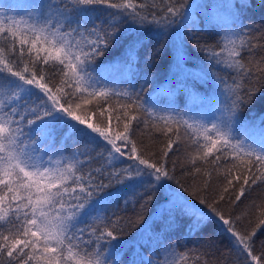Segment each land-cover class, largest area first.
I'll return each mask as SVG.
<instances>
[{
    "label": "snow or ice",
    "instance_id": "6c2138e0",
    "mask_svg": "<svg viewBox=\"0 0 264 264\" xmlns=\"http://www.w3.org/2000/svg\"><path fill=\"white\" fill-rule=\"evenodd\" d=\"M97 5L118 10L110 14L107 28L89 25ZM0 6L23 11L19 18L0 12V264H137L135 259L122 262L123 243L115 223L110 228L102 213L121 200L127 204L138 189L146 193V198L140 197L145 205L158 199L157 191L163 195L170 189L164 183L174 179L167 158L174 146L179 151L182 145L181 129L194 148L188 154L189 163L200 161L216 170L221 161L232 162L230 168L223 165L228 185L223 192L236 188L233 181L237 182L233 203L264 183V127L257 133L254 123L240 118L241 108L252 102L256 91L244 90L243 82L253 75L264 77V55L245 62L244 53L254 57L257 46L242 24L236 23L238 16L234 21L238 30L225 34L219 51L201 49L211 62L234 74L231 85L221 79L229 97L221 115L205 120L185 119L171 111L161 115L154 100H142L134 89L117 92L97 87L99 81L89 70L97 57L121 44L129 60L138 59L149 48L152 26L163 22L165 27L177 25L178 30L186 27L192 5L168 0L159 18L155 11H142L149 7L144 0H42ZM247 7V0H240L239 8ZM158 52L145 51V64ZM181 57L182 50L177 48L178 67ZM53 76L59 77L55 83ZM112 97L125 101L116 105L117 126L112 127L111 113L103 126L93 123L96 112L87 106L93 100L107 104ZM133 122L163 133L165 143L158 159H152L155 153L150 156L142 151L147 146H138L132 138ZM69 140L79 147L65 156L57 145ZM90 146L101 149L96 157ZM96 158L101 166L85 172V166ZM195 171L200 173L201 168ZM97 174L104 179H97ZM204 175L210 179L212 172L205 170ZM193 195L198 202L182 199L175 190L163 198L159 212L167 227L184 220L191 237L207 232L218 221L217 230L230 238L236 264H264V251L254 252V238L264 227V204L257 206L255 228L241 233L234 220L216 206L218 201ZM224 199L221 194L219 200ZM89 219L92 225L81 227ZM202 246L212 249L215 244L203 239ZM175 249L173 244L165 246L171 258L148 264H207L198 256L192 259L190 249L179 254Z\"/></svg>",
    "mask_w": 264,
    "mask_h": 264
},
{
    "label": "trees",
    "instance_id": "16d2710c",
    "mask_svg": "<svg viewBox=\"0 0 264 264\" xmlns=\"http://www.w3.org/2000/svg\"><path fill=\"white\" fill-rule=\"evenodd\" d=\"M41 2L42 0H0V5H29ZM144 2L149 7L142 11L145 14L148 11H155L157 18L168 4V0H144ZM247 2L249 7L240 9V0H172V3L177 5L184 4L186 7L192 5L189 19L186 22L187 26L180 27L178 30L177 25L165 27L163 22L161 25H153L149 48L141 51L138 59L129 60L124 53L123 44L104 56L97 57L92 68L89 69L92 76L99 81L96 86L117 92L134 89L142 100H154L157 104V111L161 115H166L171 111L173 114L179 113L185 119L204 117L214 119L221 115L226 103L229 102V97L224 92L226 85L221 82V79L231 85L234 74L225 70L223 65L217 66L211 62L208 54L201 49L215 47L216 51H219V45L224 43L225 34L238 30L236 23H239L244 27L251 43L257 46L254 48V57L247 52L244 53L245 62L247 63L252 58L259 59L261 55H264V0H247ZM196 3H200V6L196 7ZM95 7L98 11L93 13L89 25L94 24L98 28H107L112 19L110 14H116L118 10L100 5ZM0 12L16 15L17 18L23 15L22 10H13L11 7L0 6ZM224 14L227 18L232 17L229 25L223 20ZM237 16L238 21H236ZM177 48L182 50L179 67H176ZM156 49H159L158 54L145 64V51ZM43 67L45 71L51 73L52 70L48 66ZM104 71L107 72L104 73ZM145 75H147V82ZM58 79V76H53V83ZM248 88L256 90L255 96L251 103H246L241 108L240 118L246 123H254L256 126L254 131L258 133L260 127H264L261 125V121L264 120V96L261 95L264 92V77L257 78L253 75L244 80L243 89ZM244 90L240 91L241 96L245 95ZM117 102L125 103L119 97L110 98L107 104L100 100H93L92 104L87 106L96 112L92 122L103 126L108 113H111L112 127L115 128L117 126L115 117L118 114L115 110ZM97 105H100L99 110L96 108ZM102 111L103 115H101ZM132 127V138L137 141L138 146H147L142 151H147L150 156L155 153L152 159H158L165 143L163 133L151 127L145 128L142 123L138 122H133ZM181 134L182 145L179 151L174 146L173 151L168 155L166 164L174 179L164 183L172 188L176 187L181 197L193 202H198L193 193L206 197L209 202L218 201L216 206L224 212L226 217L230 216L234 220L236 230L241 233H247L255 228L258 221L257 206L264 204V183H258L248 189L245 197L233 203L234 193L239 187L237 182L233 181L236 188L229 187L228 192H223V188L228 186L223 165L226 163L230 168L232 162L221 161L216 170H213L212 165H203L200 161H197L195 165L189 163L188 154L192 153L194 148L189 146L188 137L183 135V129H181ZM57 147L64 151L65 156H70L74 147H79V144L69 140L67 144L61 143ZM93 148L95 146H90V151ZM99 151L101 149L95 148L91 151V155L96 157ZM101 163L100 159H93L91 165H86L83 170L87 172L99 168ZM173 167L175 171L171 172ZM196 167L201 168L200 173L195 171ZM205 170L212 172L210 179L204 175ZM234 174L238 175L239 172L234 171ZM96 178L104 179L98 174ZM205 184H207L206 189ZM170 192L169 189L161 195L157 191L158 199L145 205L144 199L140 197L144 195L146 198V193L141 188L137 190L136 195H130L127 198V204L121 200L105 208L102 213L107 218L105 223L110 228L115 223V230L119 233L120 241L123 243L119 251L122 262L130 259H135L137 264H148L150 260L163 261L168 257L165 246L173 244L176 245L177 254L190 249L192 259L198 256L201 261L207 260V264H236V253L231 248L230 238L222 229L217 230L218 221H213V227L207 232L191 237L187 233L184 220L178 219L171 228L166 226L160 217L159 205L165 196L170 195ZM221 194L224 195V200H219ZM91 225L92 221L89 219L81 227ZM145 225L148 226L146 229ZM84 238L88 239V236L85 235ZM203 239H211L215 247L208 249L202 246ZM254 239V252L258 254L264 251L261 245L264 241V227L257 231Z\"/></svg>",
    "mask_w": 264,
    "mask_h": 264
},
{
    "label": "rangeland",
    "instance_id": "374dc122",
    "mask_svg": "<svg viewBox=\"0 0 264 264\" xmlns=\"http://www.w3.org/2000/svg\"><path fill=\"white\" fill-rule=\"evenodd\" d=\"M200 4V3H199ZM198 3H196L195 4V6L196 7H198V5H199ZM200 6V5H199ZM231 18L232 17H229V18H227V16L224 14V16H223V20L226 22V24L227 25H229L230 23V20H231ZM176 57H177V55H176ZM179 61H181V60H179ZM176 67H178V66H176ZM107 71H104V73H106ZM209 117H204L203 119H205V120H210V119H208ZM170 190H175V192L176 193H179L180 194V192H179V190L176 188V187H174V188H172V187H170ZM182 199H183V197H182ZM169 259L171 258V257H168Z\"/></svg>",
    "mask_w": 264,
    "mask_h": 264
}]
</instances>
